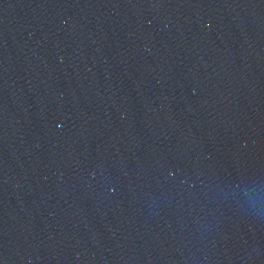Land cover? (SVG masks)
<instances>
[{
  "label": "water",
  "instance_id": "95a60500",
  "mask_svg": "<svg viewBox=\"0 0 264 264\" xmlns=\"http://www.w3.org/2000/svg\"><path fill=\"white\" fill-rule=\"evenodd\" d=\"M0 264H264V0H0Z\"/></svg>",
  "mask_w": 264,
  "mask_h": 264
}]
</instances>
